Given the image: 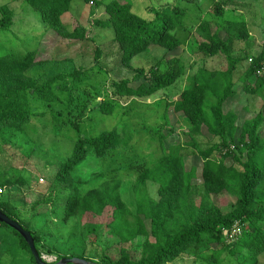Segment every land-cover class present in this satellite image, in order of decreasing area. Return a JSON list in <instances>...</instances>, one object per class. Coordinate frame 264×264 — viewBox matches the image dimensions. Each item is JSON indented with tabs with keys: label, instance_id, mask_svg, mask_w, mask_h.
Returning a JSON list of instances; mask_svg holds the SVG:
<instances>
[{
	"label": "trees",
	"instance_id": "obj_1",
	"mask_svg": "<svg viewBox=\"0 0 264 264\" xmlns=\"http://www.w3.org/2000/svg\"><path fill=\"white\" fill-rule=\"evenodd\" d=\"M23 1L40 12L46 33L56 32L55 39H84V28L68 29L63 22V17L70 14L74 0ZM96 5L98 10L102 2ZM105 10L108 19L104 22L96 20V25L114 30V42L119 46L124 67L131 69L132 61L153 47L167 53L151 70L150 76L144 70H138L133 81L115 84L114 95L123 99H149L176 85L186 72L182 52L178 54L186 44L177 37V33L187 29L183 24L187 12L176 7L153 11L154 17L144 19L133 12L130 3L118 0L109 3ZM1 11L0 31L9 30L13 13L7 8ZM214 12L219 17L223 15L221 4H215ZM198 32L202 35L199 51L208 57L222 54L228 62V69L224 72L199 69L190 87L173 104L174 112L188 121V134L202 159L201 168L188 167L184 147L178 144L167 148L166 139L161 135L163 157L151 167L136 168L134 212L131 202L121 193L120 181H105L94 186L93 181L75 179L91 152L102 158L128 145L117 129L94 138H79L72 155L60 166L57 181L64 197L57 206L63 221L101 217L108 211L111 214L108 227L115 232L120 243L145 239L140 259L135 260L130 253L123 251L120 260L113 264H170L185 256L208 264H222L224 253H229L237 264H258L264 255V115L261 112L240 125V114L227 111L228 104L238 99L234 77L243 58L233 55L232 39L229 35L227 39L222 37L221 33L225 31L220 25L203 21ZM242 34L248 37L246 32ZM49 38L37 51L0 55V154L9 143L26 134V129L35 119L51 113L53 124L59 129L67 125L77 128V122L83 119L88 108L86 100L72 95L73 91L79 92L74 86L87 78V72L74 70L48 80L32 77L33 71L49 63L48 58L42 57ZM251 60L242 78L244 92L264 93V51ZM90 100L89 97L87 102ZM60 105L66 107L61 109ZM99 110L105 116H113L116 104L105 101ZM204 131L220 140L218 146L207 150L200 148L196 136L203 135ZM199 177L204 193L195 204L191 198ZM148 183L159 187V201L145 193ZM14 185L11 179L0 173L1 189ZM225 195L234 202L223 209L217 198ZM0 211L17 221V210L9 204L0 205ZM146 220L151 223L150 232L146 229ZM0 225L11 230L18 237L22 249L32 256L18 232L5 224ZM235 228L242 234L235 237L237 242L228 243L224 233ZM26 230L32 233L40 252L42 238L32 230ZM79 258L100 264L85 257ZM32 259L36 264L33 256Z\"/></svg>",
	"mask_w": 264,
	"mask_h": 264
},
{
	"label": "rangeland",
	"instance_id": "obj_2",
	"mask_svg": "<svg viewBox=\"0 0 264 264\" xmlns=\"http://www.w3.org/2000/svg\"><path fill=\"white\" fill-rule=\"evenodd\" d=\"M113 0H74L70 14L63 17L65 27L84 28L83 40L55 39L56 32L46 33V25L39 11L25 1L0 0V21L2 8L13 13L12 28L0 31V55L25 54L34 52L47 43L43 58L46 67L32 72V77L48 80L52 76L67 74L74 70L87 72V78L78 83L72 95L86 100L88 108L82 120L75 126L62 129L53 124L51 113L35 119L15 142L5 147L0 154V173L11 179L15 185L0 188V205L9 204L17 210V221L26 229L40 235L42 241L39 250L49 264H56L59 258L85 257L100 264H113L120 260L123 251L140 259L144 238H138L127 244L119 241L115 232L108 227L110 212L95 218H73L63 221L58 204L64 195L60 192L57 176L60 166L72 155L76 141L81 138H94L106 131L117 129L124 140L125 147L110 155L97 158L89 156L75 175L77 181L95 182L98 186L105 181L121 182L123 197L133 204L134 185L137 167H151L163 157L160 144L161 135L166 139V147L180 144L184 147L188 167H202V159L188 134L187 119L173 110L178 97L190 87L191 80L201 68L209 71L224 72L228 62L224 55L208 57L199 51L202 35L198 32L203 21L220 25L225 32L222 37L232 39L233 55L243 58L238 66L234 81L238 90V99L228 104L227 111L240 114V125L255 115H264V93H245L242 78L252 63L264 51V0H118L130 3L133 12L144 19L154 17L153 11H165L180 8L187 12L183 24L186 30L179 31L177 37L184 41L185 49L178 50L185 64V75L173 87L162 91L149 99L118 98L114 95L115 84L124 80L133 81L138 70H144L150 76L151 70L166 56V51L151 48L146 54L135 58L131 69L124 67L119 46L114 42V30L96 25L97 21H106L105 8ZM97 2H102L96 9ZM215 4H221L223 15L215 14ZM97 10V11H96ZM71 29V30H72ZM246 32L248 37L242 34ZM170 56H173L170 54ZM74 85V83H72ZM250 91V90H249ZM70 97V95H65ZM63 96V100H65ZM91 98L87 102L88 98ZM116 104L113 116L100 112L103 102ZM85 103V104H86ZM61 109L66 106L60 105ZM246 108L247 111H244ZM264 137V125L262 127ZM201 149L218 146L220 140L204 131L196 136ZM98 180V178H100ZM192 195L193 203H199L204 188L201 177L195 183ZM159 187L148 183L145 193L159 201ZM234 202L225 195L217 198L223 209ZM150 232L151 223L145 221ZM238 236L242 233L239 231ZM224 236L227 238L228 236ZM228 239V238H227ZM237 238L228 239V243L237 242ZM239 249V248H238ZM222 264H237L229 253L221 257ZM0 264H35L32 256L23 250L19 239L8 228L0 225ZM170 264H208L192 257H181ZM258 264H264V255Z\"/></svg>",
	"mask_w": 264,
	"mask_h": 264
},
{
	"label": "water",
	"instance_id": "obj_3",
	"mask_svg": "<svg viewBox=\"0 0 264 264\" xmlns=\"http://www.w3.org/2000/svg\"><path fill=\"white\" fill-rule=\"evenodd\" d=\"M0 224H5L6 226L10 227L11 229L18 232L22 236V238L29 246V249L32 253V256L36 264H49L48 262H46V260L38 251L32 233L27 231L18 221L12 220L6 214L0 211ZM56 264H93V263L80 258H63Z\"/></svg>",
	"mask_w": 264,
	"mask_h": 264
},
{
	"label": "built area",
	"instance_id": "obj_4",
	"mask_svg": "<svg viewBox=\"0 0 264 264\" xmlns=\"http://www.w3.org/2000/svg\"><path fill=\"white\" fill-rule=\"evenodd\" d=\"M263 68H264V65H263ZM262 72H264V69H263ZM262 72H260V74H262ZM239 231H240L239 229L235 228L232 232L226 231V232H225V235L228 236V237H227L228 239H231V240L234 241L235 237L238 236L237 233H238Z\"/></svg>",
	"mask_w": 264,
	"mask_h": 264
}]
</instances>
